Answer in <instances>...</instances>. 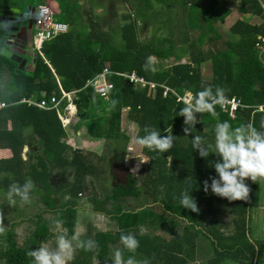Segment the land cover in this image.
Wrapping results in <instances>:
<instances>
[{
	"label": "trees",
	"instance_id": "trees-1",
	"mask_svg": "<svg viewBox=\"0 0 264 264\" xmlns=\"http://www.w3.org/2000/svg\"><path fill=\"white\" fill-rule=\"evenodd\" d=\"M263 1L141 0V6L146 10L143 15L138 9L132 10L135 15L132 18L124 16L118 26L123 46L115 45L112 39L108 40V32L103 31L100 24L90 23L89 20L83 27L87 31H74L73 27L83 17L68 15L66 12L70 4L65 7L66 4L61 3V7L65 8L61 22L68 24V31L46 41V48L42 46L41 51L44 58L37 52L34 54L32 74H27L25 69L21 71L17 63L0 55V77L2 79L7 72L10 79L7 85L14 89L9 94L0 90V102L8 104L0 111V149H8L12 154L8 159H0V174L7 176L3 177L0 185L6 188L7 193L11 184L23 185L31 179L36 187L43 190L39 197L32 191V201L36 199L45 208L27 218L32 231L21 244L15 240L12 225L7 227L5 234L0 235V259L3 264H32L27 252L53 236L50 232L53 225L45 221L44 213L53 214L54 222L62 221L59 224L65 230L64 235L72 236L76 223L75 200L88 190L85 178L97 175V167L104 161L98 157L100 162H92L80 150H73L63 142L66 129L55 109L45 110L20 102L23 98H48L53 91L59 95L58 82L64 91H77L74 104L79 123L76 127L85 126L88 139L115 141L117 147L123 146L128 139L120 130L125 114L126 119L137 126L136 138L145 134V127L160 131L161 135H166L165 129L172 128V135L177 137L168 153L160 154L141 147V153L150 161L142 165L137 177L139 180L132 175L128 180L131 185L140 182V188L148 198L156 199L160 195L161 214L154 215L169 228L171 239L138 236L140 219L150 221L153 212L148 208L141 213L116 209L124 196L132 195L138 199L143 193L139 185H133L134 188L118 187L105 198L107 204L112 205L111 208H104L95 197H88L93 201L94 211L107 216L113 214L110 218L115 230L96 232L91 238L89 234L84 236L83 240H94L98 248L93 251L77 250L70 264H91L92 260L112 264L114 251L123 248L121 234H132L139 240L135 257L140 261L148 260L149 264H264V240L252 244L248 238L249 214L259 206V185L262 181H246L251 188L248 202H229L214 195L210 189L205 192L203 182L217 175L212 164L218 158L215 154H210L207 159L201 158L192 144L194 136L199 135L212 145L210 151L214 153L217 122L227 121L233 127L252 123L258 130L264 131L261 128L264 112L255 108L259 105L264 107V52L260 53L257 48L258 43L263 44L264 38ZM158 4L164 11L163 17L154 9ZM230 4L236 5L241 18L229 28L231 36L223 41L224 47L220 48L218 43L222 34L216 24L223 23L229 16L232 10ZM177 6L184 10L188 32L179 43L174 42L175 19H171ZM149 9H153L152 14L148 12ZM7 11L13 14L9 9H0L1 13ZM252 18H258L260 22L252 23L249 21ZM138 22H142V27ZM149 24L158 25L154 35L140 41L138 28L145 29ZM194 32L196 35L192 36ZM4 41L0 30V50L6 46ZM205 44L209 47L205 48ZM152 58L159 62L153 64ZM170 58L176 63L164 68L160 62ZM183 58L188 62L180 63ZM205 62L211 65V76L203 81L200 68ZM106 63L113 72H135L147 82L155 84L154 91L148 86L141 88L131 85L116 74L108 75L113 88L107 97L99 96L91 87H84L85 81L101 72ZM162 85L174 89L180 96L189 92L192 98L206 87L211 86L215 91L219 86L225 89L226 98L235 96L248 107L238 111L232 120L218 105V116L207 113L198 116L201 122L195 125L192 134L185 136L184 118L179 116L185 103L171 95L163 97ZM42 91L45 92L44 96H40ZM113 101H116L115 105ZM26 142L31 150L37 152H31L24 160L21 153ZM168 156L172 157V164L167 160ZM58 168L69 169L72 173L71 183L63 186L71 197L67 200L62 195L60 202L57 192L62 187L56 189L50 183L52 172ZM185 191L197 201L198 214L182 208L180 198ZM16 199L19 201L18 197ZM16 206L22 210L19 204ZM223 213L231 217L230 222L224 221ZM22 218L14 220V224L23 223L25 219ZM202 240L209 244L212 254L207 259H195ZM114 245H117L115 249L112 248ZM130 255L133 254L124 251L125 258Z\"/></svg>",
	"mask_w": 264,
	"mask_h": 264
},
{
	"label": "clouds",
	"instance_id": "clouds-1",
	"mask_svg": "<svg viewBox=\"0 0 264 264\" xmlns=\"http://www.w3.org/2000/svg\"><path fill=\"white\" fill-rule=\"evenodd\" d=\"M225 101V89L219 86L215 91L209 86L197 92L179 112V116L184 118L185 136L192 134L195 125L201 122L198 116L205 113L218 116L216 107ZM115 103L116 101H113V105ZM261 128L264 129V121L261 122ZM143 131L145 134L136 138L137 145L160 154L168 153L174 147L177 137L172 135V128L165 129L166 135H161L160 131L149 127H145ZM192 144L201 158L207 159L210 154H215L218 158L212 164L217 175L203 182L205 192L210 189L214 195L229 202H248L251 188L246 181L250 180L252 183L264 181V131L258 130L252 123L233 127L227 121L217 122L214 153L210 151L212 145L207 144L199 135L194 136ZM167 160L172 164L171 156H168ZM149 161L145 158L142 163ZM34 188L35 185L31 179L26 180L23 185L13 183L9 186L7 199L9 203L16 204L18 197L22 205H30L33 202L31 193ZM87 197L85 194L79 198L88 201ZM95 198L99 200V195ZM180 204L182 208L193 213L200 212L197 201L187 191L181 194ZM101 215L104 216L103 213ZM4 219V214L0 211V235L7 230ZM82 231L83 229L75 232L71 237L60 235L54 247L41 246L29 250L27 256L32 258V264H70L77 250L93 251L98 248L94 240L80 238ZM120 243L123 248H117L114 251L112 264H149L148 260L136 259L135 253L140 244L134 235L121 234ZM125 250L133 255L125 258Z\"/></svg>",
	"mask_w": 264,
	"mask_h": 264
},
{
	"label": "rangeland",
	"instance_id": "rangeland-1",
	"mask_svg": "<svg viewBox=\"0 0 264 264\" xmlns=\"http://www.w3.org/2000/svg\"><path fill=\"white\" fill-rule=\"evenodd\" d=\"M26 1H27V3H29V2L33 3L35 6H37L40 2H44V1H40V0H26ZM63 2L66 4V6L64 3H62V0H50V2H48L49 5L55 11L54 18L57 21L63 20L64 13L62 11L65 12V8L61 7V3L64 4L65 7H67L68 4H71L69 6V8H67L66 13H68V15H70V16H75V14L77 16V14L80 13V14H82L83 19L85 18V22L79 21L73 27L74 31L80 30L81 33H83L85 30L87 31L88 29L84 30L83 27L86 26V24L88 23V20L90 22L98 23V24H100V27L103 31L108 32L107 34H108L109 38L107 36H106V38L108 40L112 39L113 43L117 46H123V43L121 40L122 37H120L119 31H118L119 30L118 26L121 24L122 20L124 19V16L127 15V16L132 18L133 15H135V13L132 10L138 9V12L141 15H143V11L144 12L146 11L145 8L143 6H141V5H143L141 0H134L133 2L131 0H124V1L123 0H65ZM263 3H264V1H263ZM55 4L58 6V8ZM81 5H85V6L81 8ZM135 5H137L138 7H136ZM18 7H19V0H2V3L0 4V9H6V10L9 9V10L15 11V9H17ZM230 7L232 8V11H233L231 13V15L226 19V21H224V23L217 22V24H216L219 32L222 34V39L218 43V46H220V48L224 47L223 41L228 36L229 37L231 36L229 33V27L237 19L241 18V15L236 10V5L230 4ZM154 9L159 14V16H161V17L164 16L163 15L164 11L159 4L155 5ZM148 12L150 14H152L153 9H149ZM173 18L175 19V24L173 26V29H174L173 39H174L175 43H179L181 40L185 39V37H186L185 35L188 33L187 28H186V23H185V14L183 12L182 7L177 6L175 8L174 14L171 15L172 21H173ZM92 20H94V21H92ZM66 21L68 22V20H66ZM249 21H251L252 23H256V22L259 23L260 19L252 18ZM138 25H139V27H142L143 24H142V22H138ZM157 27H158V25H156V24H149L147 27H145V29L138 28L139 40L140 41H146L147 39H150L151 36L154 35V31L157 29ZM113 30H115V31H113ZM111 31H113V32H111ZM34 34H35V26L33 27V35ZM195 35L196 34L194 32L192 34V36H195ZM33 43H34V37H33ZM109 43L111 44V42H109ZM46 44H47V42L43 43L44 48H46ZM208 47H209V45L205 44V48H208ZM30 50L32 51V55L35 54V51L32 48H29V52H30ZM115 50L119 51L116 47H115ZM0 53H1V50H0ZM122 53H125V52H122ZM26 58H27V64L31 65L32 64V56H26ZM6 59H8V58H6ZM158 62H159L158 59L152 58L153 64H157ZM179 62L180 63H187L188 59L183 58ZM160 63L163 65L164 68H166V67H169L176 62L174 61L173 58H170L167 60H162ZM104 68H107L108 70H110L109 64L106 63ZM25 70H26L25 72H27V74H32V72H33L31 70H27V69H25ZM200 70L202 73L203 81L209 80L210 76H211V65H210V63L205 62L204 64H202ZM8 81H9V76H8V73L5 72L3 75V78H2V82L4 85H6V84H8ZM6 89L10 90L8 88H6ZM122 119L123 120L120 123V130H121V133L123 135L128 137V139L126 140L127 147L125 148V151L121 152L122 157L120 155H118L116 158V161H115V159H113V160L115 163H118L122 160V158L124 156L126 158L125 160L127 161V162H125V165H128L130 168L137 167L141 171V167L144 164V163H141V161H143L145 159V157L141 153V150H140L141 146L136 144L137 126L135 123H131L126 119V114L123 115ZM95 141H99V140H95ZM70 146L74 149H77L74 144H72V145L70 144ZM102 147H103L102 142H101V145L98 142H95V145L92 147V151H93V149H96L97 151L102 152ZM107 147H108L109 151H106ZM116 149H117V145H116L115 141H108V144H107V141H105L104 152L102 153V155H106L108 157H115ZM82 152L85 155L87 154L84 149L82 150ZM90 153L91 152H89L88 155ZM88 158H90V157L88 156ZM94 160H95V158H94ZM94 160H92V162ZM105 162L106 161L104 160V163ZM114 162H112L111 165H109V166L114 165ZM107 168L108 167L106 166V169ZM115 168L117 171V167H115ZM98 169L99 168L97 167V170ZM119 174H121V172ZM3 177H7V176L0 174V181L3 179ZM71 179H72V177H71ZM95 179H96L97 185L99 187H97L96 189H95V187H91L90 189H88L86 192V196H88V197L92 196L93 197L95 194L93 192V190L95 189L97 194L99 195L98 202L102 203V205H104L103 206L104 208H106V207L111 208L112 205L107 204V202L105 201V198L107 196L112 195V194H109V193L105 192V190H104V185L106 186V189L111 190L110 184L112 183V176H111L110 171L108 172L107 176H104V177L99 172L96 175ZM259 186H260L259 189L261 192V200L259 202V207H263V208H260L258 210L257 214L259 216H257V214L255 213V208H253L251 210L252 213L249 214L248 224L251 227L252 233L256 229L260 230V226H262V228L264 229V223H262V222H264V182H261ZM139 190H142V189L140 188ZM5 192H6V188H4L3 185H0V211H2L4 214V218H5L4 223H5L6 227H10V225H12V230L15 233V240L17 241L18 244H21L23 242V240L32 231V229L30 228L31 225L27 221V218H29V216H31V215H35L38 212L39 213L42 212L41 210L45 209V208L42 207V204L37 203L36 200H34L35 202L31 203L30 205H22L20 203V201H17L16 204H11V203H9V201L7 199V193H5ZM57 193H58L57 198L59 199V202H60V198L65 192H64V190H59ZM33 194H35L37 197H39V195L43 194V190H41L39 187L35 186V188L33 190ZM83 196H85V193H83ZM128 198L135 199L134 196H132V195H131V197H128ZM139 200H140L139 206L140 205L144 206V202H143L144 197L141 196ZM126 202H127V200H126ZM126 202L125 203L119 202L120 204H118V205L116 204L117 205L116 209L123 210L122 207H123V205L126 204ZM145 203L148 207L150 205V203H152V197L146 198ZM18 204L20 205V208L23 209V211H20L17 209L16 205H18ZM92 204H93V201H92ZM135 205H137V204H135ZM1 206H2V208H1ZM84 206L89 208L90 204L86 203V204H84ZM157 210H159V207H157ZM44 214H42L43 218L48 219V222L53 224V214H50V213L45 214V215ZM77 214H78V218H79V224L81 221L83 223H88V224L90 222L91 228L93 231L94 230H101V231H110L111 230L113 232L115 230V227L111 226L113 224V222L112 223L109 222L108 218L105 216H102L98 213H93L92 210H86V209L82 208L81 210H79L77 212ZM223 215H224V213H223ZM22 216H23V219H25L24 220L25 222L20 223V224L18 223L17 225H15L13 223L14 220H20L22 218ZM261 219H263V221ZM230 220H231L230 216L224 215V221L230 222ZM260 223H262V224H260ZM78 227L81 228L82 227L81 224ZM50 231H52L51 233H53V237L50 238L47 242L45 241L46 243L43 242V244H41V246L54 247L57 243V237L62 235L63 233L65 234V230H63V228L60 226V224H56L53 227H51ZM141 231H142V233H145L144 230H141ZM255 237H257V234L255 235ZM116 246L117 245H114L112 248L115 249ZM201 248H204V249L206 248V241L202 240ZM190 262H192V261H190ZM0 264H3V261L1 259H0ZM93 264H99V263H98V261L94 260Z\"/></svg>",
	"mask_w": 264,
	"mask_h": 264
},
{
	"label": "crops",
	"instance_id": "crops-1",
	"mask_svg": "<svg viewBox=\"0 0 264 264\" xmlns=\"http://www.w3.org/2000/svg\"><path fill=\"white\" fill-rule=\"evenodd\" d=\"M45 1H47V2H50V0H44V2ZM56 5V4H55ZM57 6V5H56ZM85 5H81V8L82 7H84ZM181 7V6H180ZM57 8H58V6H57ZM183 9V8H182ZM237 10V9H236ZM183 12H184V10H183ZM233 11L231 10V12H230V14H229V16L231 15V13H232ZM237 12H238V10H237ZM239 13V12H238ZM240 14V13H239ZM78 16H81L82 17V14H77ZM228 16V17H229ZM227 17V18H228ZM226 18V19H227ZM226 19H225V21H226ZM224 23V22H223ZM234 24V23H233ZM232 24V25H233ZM231 25V26H232ZM230 26V27H231ZM229 27V28H230ZM78 31H80V30H78ZM264 39V38H263ZM6 47V46H5ZM35 54H36V52H35ZM27 59V58H26ZM32 63H33V59H32ZM27 64V61H26V64H25V69H27V70H31L32 69V64L30 65H28ZM100 73V72H99ZM2 77V76H1ZM1 77H0V82H2V79H1ZM9 81H10V79H9ZM8 81V82H9ZM163 86V85H162ZM60 88L61 87V85H60V83L58 82V84H57V88ZM0 90H3L4 92H8V94L9 93H13L14 92V89L13 88H11L10 86H8L7 84L6 85H4L3 84V82H2V84L0 83ZM6 88H8V89H10L9 91L6 89ZM58 88V90L60 91V89ZM55 93V91H53V93L52 94H54ZM191 95L189 92H187V93H185L184 95ZM45 95V92L44 91H42L41 92V95L40 96H44ZM180 96V95H179ZM183 96V95H182ZM260 111V110H259ZM261 111H263L264 112V109L263 110H261ZM56 113H57V115H58V118L60 119V115H62L63 113L61 112V111H57L56 110ZM253 114V113H252ZM77 115V114H76ZM66 116V115H65ZM68 118H69V116H67ZM230 119H235V118H231V117H229ZM61 121V120H60ZM77 123H79V121H78V119L76 118V116H74V117H72V119H71V121L69 122V126L68 127H65V131H66V138L63 140V142L66 144V145H68L71 149H73V150H75L74 148H72L71 146H70V144L72 145V144H74L75 145V147L79 150H81V153L82 154H84L83 152H82V150L84 149L85 151H86V155L87 156H89L90 157V159L91 160H94V158H95V160L93 161V162H96V163H98V162H100L101 160H99L98 159V157H102V159H104L105 161H107L108 163L107 164H105L104 163V161L102 162H100V164L98 165V170H99V172L101 173V175L104 177V176H107V174H108V172L110 171V173H111V176H112V183L110 184V186H111V190L109 189H106V186L104 185V190H105V192H107V193H109V194H112L113 193V190L115 189V188H118V187H120V186H123V185H119V181L116 179V177H119V176H121V175H123L124 176V179H125V182L126 181H128L129 180V178H130V176L132 175V176H134V177H136V179H138L137 177H139V174H140V169L139 168H137V167H134V168H130L128 165H125V162H127L125 159V157L123 156V158H122V160L120 161V162H118V163H115L114 162V160L113 159H115V161H116V158H117V156L118 155H120V156H122V154H121V152L122 151H125V148L127 147V145H126V141L124 142V144H123V146H121V147H117V149H116V155H115V157H108V156H106V155H102V153L104 152V146H105V141L104 140H99V141H95V140H92V139H88L87 137H86V128H85V126H83V125H81L79 128H77L76 126H77ZM95 142H98L100 145H101V142L103 143V147H102V152H100V151H97L96 149H93V151H92V147L95 145ZM107 144H108V141H107ZM106 151H109V149H108V147L106 148ZM35 153V152H37V151H34V150H31L30 149V145L28 144V142H26L25 143V145L23 146V149H22V153H21V155H22V158L24 159V160H26V159H28V155L30 154V153ZM89 152H91L89 155H88V153ZM101 153V154H100ZM85 155V154H84ZM12 156V154H11V152L8 150V149H0V159H8V158H10ZM139 156V155H138ZM112 162H114V165H112V166H109V165H111V163ZM141 163H142V161H141ZM106 165H107V169H106ZM110 167V168H109ZM115 167H117V171H116V168ZM121 172V174H119ZM70 174V175H69ZM119 174V175H118ZM70 177V178H69ZM71 177H72V173H70L69 172V169H64V168H61V169H56L54 172H52V174H51V176H50V183L52 184V186H54L56 189H58V187L59 186H61L62 187V189L61 190H64V194H63V196L68 200V199H70V195L68 194V191H67V189H65L64 187H65V184H67V183H69L70 182V180H71ZM95 177H96V175L95 176H87L86 178H85V182L87 183V189H90L91 187H95V189L97 188V187H99L98 185H97V182H96V179H95ZM89 178V179H88ZM139 180V179H138ZM262 182H264V181H262ZM71 183V182H70ZM138 185H139V188H140V182L138 183ZM64 186V187H63ZM93 190V192L95 193L94 194V196L93 197H95V196H98V194H97V192H96V190ZM113 189V190H112ZM140 191H142L143 192V190H140ZM86 194V193H85ZM83 195V194H82ZM82 195H78V197L76 198V204H75V206H74V209L76 210V223H75V228H74V232H73V234L75 233V232H78V231H80L81 229H83V231L81 232V235H80V238L82 239L84 236H86L87 234H89L90 236V238L91 237H93V235L96 233V232H108V231H101V230H92V228H91V224H90V222H89V224L88 223H83L82 221L80 222V224H81V228H79L78 226L80 225L79 224V218H78V214H77V212L79 211V210H81L82 208H84V209H86V210H92V212L93 213H98V214H102L101 212H98V211H94V207H93V204H92V201L91 200H89V199H87L88 201H85L84 199H80L79 197H81ZM141 196H143L144 197V206H139V199H140V197ZM92 196H89V198H91ZM129 197V196H128ZM128 197H123V198H121L120 199V203H125L126 202V200H127V202H126V204L125 205H123V210L124 211H130V212H138V213H141L142 212V210L143 209H146V208H148V209H150L151 210V212H153V217H152V219L149 221H145V219H140V224H139V232H138V236H143V235H148V236H150V237H156V236H159V237H163L164 239H166V240H169V239H171V237H172V235L169 233V228L168 227H166V225L165 224H162L161 222H160V218H158L156 215L157 214H161V210H162V205H161V203H160V195H159V197L158 196H156V199H152V203H150V205L147 207V205H146V201H145V198H148L146 195H145V193L143 192L142 194H140V197L138 198V199H131V198H128ZM88 198V197H87ZM127 198V199H126ZM131 199V200H130ZM36 200V199H35ZM80 200V201H79ZM35 202V201H34ZM33 202V203H34ZM37 202V201H36ZM38 203V202H37ZM90 204V207L88 208V207H85L84 206V204ZM41 204V203H40ZM135 204H137V205H135ZM157 207H159V210H157ZM260 208H263V207H257V208H255V213L257 214V212H258V210L260 209ZM21 211H23V209L21 210ZM43 211H44V209H43ZM39 213V212H38ZM252 213V212H251ZM45 214H48V213H45ZM44 214V215H45ZM104 214V213H103ZM154 214H156V215H154ZM113 215V214H112ZM111 215V216H112ZM32 216V215H31ZM104 216L105 217H107L108 218V221L109 222H113L112 221V219L110 218L111 216L109 215V216H107V215H105L104 214ZM257 216H259L258 214H257ZM262 221H263V219H261ZM45 221H47L48 222V219H45ZM25 222V221H24ZM262 223H264V222H262ZM262 223H260V224H262ZM20 224V223H19ZM56 224H59V223H57V222H54L53 221V226L54 225H56ZM249 225V224H248ZM60 226H61V224H60ZM111 226H113V227H115V224H114V222H113V224L111 225ZM62 227V226H61ZM143 227V228H142ZM142 228V229H141ZM249 234H248V238H249V240L252 242V244H254L255 243V241H258V240H264V229L262 228V226H260V230H258V229H256L253 233H252V231H251V227L249 226ZM64 230V229H63ZM141 230H144L145 231V233H142V231ZM111 231V230H110ZM50 232H52V231H50ZM252 233V234H251ZM53 234V233H52ZM72 234V235H73ZM257 234V237H255V235ZM62 235H64V233L62 234ZM66 235V234H65ZM53 237V236H52ZM51 237V238H52ZM71 237V236H70ZM50 239V238H49ZM48 239V240H49ZM47 240V241H48ZM46 241V242H47ZM46 242H44V243H46ZM43 244V243H42ZM41 246V245H40ZM39 246V247H40ZM38 247V248H39ZM197 250V249H196ZM197 255L195 256V259H202L203 257L204 258H208V257H210L211 256V254H212V250H211V248L209 247V244L207 243L206 244V248L204 249V248H200L199 249V251L197 250ZM203 256H201V255ZM93 261L94 260H92V263L91 264H93ZM95 261H98V260H95ZM98 263L99 264H101L99 261H98Z\"/></svg>",
	"mask_w": 264,
	"mask_h": 264
},
{
	"label": "built area",
	"instance_id": "built-area-1",
	"mask_svg": "<svg viewBox=\"0 0 264 264\" xmlns=\"http://www.w3.org/2000/svg\"><path fill=\"white\" fill-rule=\"evenodd\" d=\"M261 7L264 11V3L261 2ZM55 11L49 5L47 1L39 3L35 7V18H34V26H35V34H34V43L33 50L37 52L40 56L43 57L42 54V46L43 43L53 39L55 36L60 35L62 33H66L68 31V24L57 21L54 18ZM263 44H257V48H259L260 53L264 52V39H262ZM44 58V57H43ZM45 63L49 65V63L45 60ZM50 66V65H49ZM109 74H116L128 81L129 84L144 88L146 86H150L149 89L154 91L155 84L147 82L143 77H139L135 72L130 73H116L108 70L107 68H103V70L98 73L93 78L87 79L84 87H91L93 90L101 97H107L109 91L113 88V84L108 80ZM163 88L162 95L166 97L168 95L174 96L176 99L184 102L185 104L192 100L191 95H183L179 96L174 89L161 86ZM60 94H52L50 97L41 99L34 98H23L20 102L27 103L30 105H35L40 109L52 110L55 109L57 111H61L63 114L60 115V120L62 122L63 127H67L72 117L77 114V107L74 104V100L76 99V90L72 91H64L61 87ZM8 104L5 102H0V111L7 107ZM221 111L226 112L229 117L235 118L238 111L241 109H245L248 106H245L240 99L233 96L231 98H226L225 103L219 105ZM258 110H263L264 107L259 105L257 107ZM66 115V116H65ZM69 116V118L67 117Z\"/></svg>",
	"mask_w": 264,
	"mask_h": 264
},
{
	"label": "flooded vegetation",
	"instance_id": "flooded-vegetation-1",
	"mask_svg": "<svg viewBox=\"0 0 264 264\" xmlns=\"http://www.w3.org/2000/svg\"><path fill=\"white\" fill-rule=\"evenodd\" d=\"M35 7L36 6L33 3H30V2L27 3L26 0H22V1L19 0V7L17 8V9H19V12H12L13 14H10L9 11H7L5 13L4 12L3 13L0 12V20H3L7 24L11 25V23L9 21L8 22L6 21L7 18H18L19 19V23H18L17 27H19V28L24 27V28H26V31L23 32V30H20V31L16 32V35L20 39L24 38V36H25V40H26V43H27L26 46H29V47H31L30 44L33 45V37H34V35H33V27H34V25L33 24H34V18H35ZM79 21L85 22V18L84 19L82 18ZM92 21H94V20H92ZM9 27L12 28V26H9ZM0 30L2 32V35L5 37L4 43L9 41V42H12V44H13L14 43V39L12 40L13 31L1 29V28H0ZM113 31H115V30H113ZM21 43H23V41ZM19 46H20V44H19ZM30 55L32 56V51L31 50H30ZM106 163H107V161L105 162V164ZM116 179L119 181V185H123V186H120V187L130 186L131 188H134L135 186H138V183L137 184L135 183V184L131 185L129 181L125 182V179H124L123 175H121L119 177H116ZM133 185H135V186H133ZM128 189H129V187H128ZM124 197H128V196H124ZM129 197H131V196H129ZM145 201H146V198H145ZM1 208H2V206H1Z\"/></svg>",
	"mask_w": 264,
	"mask_h": 264
},
{
	"label": "water",
	"instance_id": "water-1",
	"mask_svg": "<svg viewBox=\"0 0 264 264\" xmlns=\"http://www.w3.org/2000/svg\"><path fill=\"white\" fill-rule=\"evenodd\" d=\"M28 9V8H27ZM11 12H19V9H15V11L10 10ZM6 19V18H5ZM7 22L9 21L11 23L7 24L6 22H4L3 20H0V28L1 29H5V30H9V31H13V37L12 40L14 39V43L12 44V42H5V45L7 47L2 48L1 49V53L0 55L11 59L13 62L18 64L19 69L22 71L25 69V64H26V56H31L30 52H29V48H32V44H30L31 47L26 46V40H25V36L24 38H19L16 35V32L23 30V32L26 31V28L24 27H17L18 23H19V19L18 18H7L6 20ZM9 26H12L9 27ZM23 41V43H21ZM20 44V46H19ZM32 57H34V54L32 55Z\"/></svg>",
	"mask_w": 264,
	"mask_h": 264
}]
</instances>
